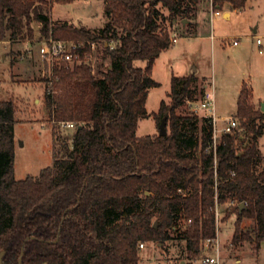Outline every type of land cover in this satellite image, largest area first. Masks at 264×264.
Here are the masks:
<instances>
[{"label":"trees","instance_id":"1","mask_svg":"<svg viewBox=\"0 0 264 264\" xmlns=\"http://www.w3.org/2000/svg\"><path fill=\"white\" fill-rule=\"evenodd\" d=\"M246 2L214 0V8L243 9ZM43 3L50 7L52 0H0V41L18 39L23 21L32 36L35 13L44 37L81 46L72 61L55 64L53 86L46 87L55 144L52 165L38 175L16 178V104L0 100L1 264L20 258L22 264H139L140 243L164 245L173 232L199 255L217 237L220 206L225 218L236 215L232 243L249 241L258 250L264 110L248 83L238 96L237 127L216 144L210 117L181 111L198 99L195 74H174L171 100L152 113L158 126L167 116L168 133L137 135L139 120L151 115L149 88L160 85L152 75L155 59L171 45L178 21L192 27L198 0H106L108 20L98 29L52 20L37 11ZM64 122L74 123L71 140L58 132ZM245 219L254 220L248 230Z\"/></svg>","mask_w":264,"mask_h":264},{"label":"rangeland","instance_id":"2","mask_svg":"<svg viewBox=\"0 0 264 264\" xmlns=\"http://www.w3.org/2000/svg\"><path fill=\"white\" fill-rule=\"evenodd\" d=\"M205 1L202 0L200 6H204ZM248 1L245 9L239 13L234 12L230 19L223 17L224 10H220L221 13L215 15L221 18L215 23V33L224 34L226 37L259 33L264 41L262 7L264 1L262 3ZM105 2L106 0H52L50 7L43 3L37 11L47 12L55 20H66L76 25L84 24L98 29L108 20ZM254 4L256 7L253 12L251 5ZM259 5L260 8H258ZM164 11L168 14L167 9ZM199 13V20L203 24L200 30L204 36L201 39L193 37L190 34L191 30L185 29L178 21L175 30L178 33V41L172 42L157 59L154 77L159 80L160 85L149 88L146 107L151 115L139 120L138 136L159 132L152 113L158 110L163 99L171 100L168 93L171 90L174 74L178 76L195 74L199 78L197 100L202 98V89L213 91L214 86L218 127L224 125L226 118L235 116L237 111L238 97L232 96L229 92L234 82L239 80L237 77L241 75L245 66L241 62L237 63L238 58L246 56L245 59L255 61V78L260 79L258 75L263 74L264 51L262 53L259 51L255 39L237 38L241 45H246V53L240 55L236 52V48L241 45L236 48L231 46L233 38H217L212 41L207 37L212 17L208 11L202 9ZM254 20L260 22L258 32H254L257 28ZM22 27V34L18 39L0 41V100H13L16 104L14 169L18 179L27 175H38L44 167L52 165L55 144L52 122L49 120L46 105L47 83L43 76L44 63L39 54V47L47 37L43 36L42 24L35 18V13L31 22L33 35L29 34L25 21ZM214 42L215 51L212 46ZM219 45L222 47L221 51ZM26 48H30L31 51ZM100 61L93 57L95 64ZM135 64L144 67L146 61L136 60ZM109 66L110 61L106 60L103 63L104 69ZM260 106V104L256 105V107ZM188 110H190V103L181 109L183 113ZM203 123L201 119L199 135L203 133ZM58 130L62 138L72 139L74 128L69 129L60 124ZM259 145L264 154V133L260 137ZM225 209V206L217 208V238L199 255L193 256L187 249L186 241L177 237V232H173V238L166 241L164 245L154 241L145 242V247L140 248L139 264H202L206 256L216 257L218 262L214 264H264V242L258 250L249 241L239 245L232 243L236 215L225 218ZM253 224V219H245L242 227L248 230Z\"/></svg>","mask_w":264,"mask_h":264},{"label":"built area","instance_id":"3","mask_svg":"<svg viewBox=\"0 0 264 264\" xmlns=\"http://www.w3.org/2000/svg\"><path fill=\"white\" fill-rule=\"evenodd\" d=\"M211 9L214 14H220L219 9L214 8V0H211ZM178 33H173L172 42L177 41ZM262 38L257 37V43H261ZM234 44L238 43V40L233 41ZM81 46V43L73 41L55 39L53 37H47L41 46L39 47V54L43 60V76L45 77L48 90L50 91L54 80H55V64L57 62L68 60L72 61L74 57V51ZM93 50L96 49V44L92 43ZM190 111L198 114L199 116L210 117L213 123V140L216 144L223 133H231L234 128L238 125L237 117L232 115L225 119L224 125L221 127L217 126L218 116L216 114L215 99L213 93L206 91L205 95L200 100L190 102ZM64 127L74 128L73 122H64ZM217 238V237H216ZM216 238H209L206 241V248L209 243H213ZM145 243H140V248L144 247ZM218 259L214 256H206L202 260V264H214L217 263Z\"/></svg>","mask_w":264,"mask_h":264},{"label":"crops","instance_id":"4","mask_svg":"<svg viewBox=\"0 0 264 264\" xmlns=\"http://www.w3.org/2000/svg\"><path fill=\"white\" fill-rule=\"evenodd\" d=\"M201 1L202 0H198V4H197V14H196L195 19L192 20V22H193L192 28H189L187 26L185 27V29L191 30V33H190V31H188V32L193 37H195L197 39H201L204 36V35L201 34V30H202L201 28H202V25L203 24L199 20V14H200L199 11L202 9L204 11H208L211 14V17H212V24L210 25V30H209L210 32H209V34H207V37L211 38L212 41L213 40H216L217 38L218 39H230V38H233V41H234V40H238L239 38H243L244 37V38H247V39H249V38L255 39L256 40V43H257V37H261L262 38V35H260L259 33H254L252 35H250V34H248V35L242 34V35H239V37H226V36H224V34H217V33H215V30H216V24L215 23H216V21L218 22L221 18L218 17V16L215 17L216 14H214V12H212V9H211V0H206L204 2V6H200ZM263 1L264 0H253L252 3H255V2H257V3L261 2L262 3ZM248 2L249 1L247 0L246 5L248 4ZM246 5H245V7H246ZM245 7L243 9H237V8H232L231 5H230V3H225V5L223 7V10H224L223 17H225L227 19H230V18H232L234 12L239 13L240 11H243L245 9ZM255 7H256L255 4L253 6L251 5V11L254 12ZM260 7L261 6L259 5L258 8H260ZM262 7H263V10H264V5H262ZM250 17H252V16H250ZM249 19H251V18H249ZM52 20H55V19L52 18ZM61 21H66V20H61ZM213 21H215V22H213ZM254 22L257 23V28L254 29V32H258V29L260 28V22H258L257 20H254ZM88 27L93 28V29H96V27H91V26H88ZM263 36H264V34H263ZM177 41H178V38H177ZM233 41H232V45H231L233 48H236V47H238V46L241 45V42H238L237 44H234ZM220 45H219V49L221 51L222 50V47ZM256 45H257L256 47H258L259 48V51L262 53L264 51V41L262 40V42L260 44L257 43ZM212 46H213V50L215 51L216 50V48H215V42L213 43ZM26 49L29 50V51H31L30 48H26ZM236 52L240 53V55L245 54L246 53V45L243 44V45H241V47L236 48ZM159 56L155 59V63H154V66H153V71H152L153 77H154V72H155L156 65H157V59L159 58ZM245 57L242 58V56H240L238 58V60H237V63L238 62L239 63L241 62L245 66H243V69L241 71V75H239L237 77L239 80L236 81V82H234V84L232 85V87L230 89L231 92H229V93L232 96L236 95L238 97L239 96V93L241 91V88H242L243 83L246 82V83H248L252 87V90H253V102L255 103V105H258V104L262 105V103H264V58H262L263 59V61H262V63H263L262 64V68H263V71L262 72H263V74L258 75L259 77H261L260 79H258V78H255L254 77L255 76V71H256L255 61L254 60L250 61L248 59H245ZM181 76H183V75H181ZM156 80L159 82L158 79H156ZM206 86H207V84H206ZM210 92L213 93L214 99H215L214 86H213V91H210ZM148 94H149V92H148ZM215 107H216V100H215ZM158 110H159V108H158ZM157 111H154L153 113H155ZM216 114H217V109H216ZM156 125H157V123H156ZM138 127H139V124H138ZM67 128L71 129L70 127H67ZM155 133H158V132H155ZM155 133H152V134H155Z\"/></svg>","mask_w":264,"mask_h":264},{"label":"water","instance_id":"5","mask_svg":"<svg viewBox=\"0 0 264 264\" xmlns=\"http://www.w3.org/2000/svg\"><path fill=\"white\" fill-rule=\"evenodd\" d=\"M187 20L185 19V20H183V22L185 23ZM261 107H262V110H264V103H262V105H261ZM158 128H159V134L160 135H165V134H167L168 133V129H167V116H164L163 118H162V120H161V122H160V124H159V126H158ZM244 202H241V207L242 206H244ZM4 250H2V251H0V264L2 263V256H3V254H4ZM19 264H22V258H20V260H19Z\"/></svg>","mask_w":264,"mask_h":264}]
</instances>
